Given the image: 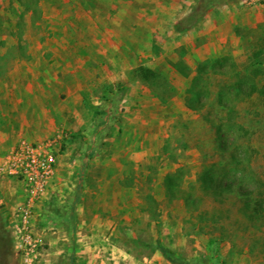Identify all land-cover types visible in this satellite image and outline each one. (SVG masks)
<instances>
[{"label":"rangeland","instance_id":"374dc122","mask_svg":"<svg viewBox=\"0 0 264 264\" xmlns=\"http://www.w3.org/2000/svg\"><path fill=\"white\" fill-rule=\"evenodd\" d=\"M21 140L57 155L38 264H264V0H0Z\"/></svg>","mask_w":264,"mask_h":264},{"label":"built area","instance_id":"2783aa9c","mask_svg":"<svg viewBox=\"0 0 264 264\" xmlns=\"http://www.w3.org/2000/svg\"><path fill=\"white\" fill-rule=\"evenodd\" d=\"M56 151L49 141H19L0 156V178L20 183L22 205L13 210L8 229L20 264H38L43 241L35 231L33 209L47 195L55 176Z\"/></svg>","mask_w":264,"mask_h":264},{"label":"crops","instance_id":"0c3cea01","mask_svg":"<svg viewBox=\"0 0 264 264\" xmlns=\"http://www.w3.org/2000/svg\"><path fill=\"white\" fill-rule=\"evenodd\" d=\"M56 179H57V176H56V169H55V176H54V179L52 182V186L50 187L47 195L44 196L40 201L36 202L34 209H33V219H34V223L36 225L35 231L39 235L41 234L40 233V226H42V219H43L40 215V210L42 209V203L46 200L49 193L50 192L52 193L53 190L55 188H57L55 185ZM0 196H4L8 202L7 205L4 207V209H9L6 219L10 220V217H11L13 210L16 209L18 206L22 205L24 197H25L20 183L14 181V180H11V179L0 178ZM7 223H8V221H7ZM11 239H12V237L10 236V240ZM11 243H12V240H11ZM50 245H53L52 241H50Z\"/></svg>","mask_w":264,"mask_h":264},{"label":"trees","instance_id":"16d2710c","mask_svg":"<svg viewBox=\"0 0 264 264\" xmlns=\"http://www.w3.org/2000/svg\"><path fill=\"white\" fill-rule=\"evenodd\" d=\"M136 73H137V76L143 79L144 81H150L157 76L155 72H153L152 70L148 68H144V67H139ZM215 252L217 251L215 250Z\"/></svg>","mask_w":264,"mask_h":264}]
</instances>
